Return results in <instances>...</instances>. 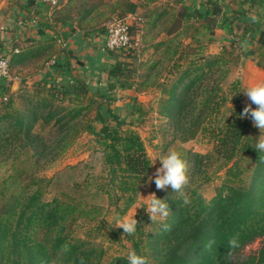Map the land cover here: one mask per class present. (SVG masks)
<instances>
[{
	"label": "trees",
	"instance_id": "1",
	"mask_svg": "<svg viewBox=\"0 0 264 264\" xmlns=\"http://www.w3.org/2000/svg\"><path fill=\"white\" fill-rule=\"evenodd\" d=\"M154 2L116 0L110 4L111 13L118 11L116 16L135 14L140 7L146 10L130 27L133 46L127 51L106 52L115 61L103 59L105 65L97 71L100 78H105L102 81L75 72L71 62L74 48L57 47L60 37L80 31L84 39L96 32L104 41V21L111 16L103 9L109 5L104 0H69L64 9L56 11L55 22H37L38 40L43 42L41 52L47 56V62L52 61L50 67L56 75L47 73L35 83L37 99L34 94H23L25 108L16 106L17 94L10 93L7 79L0 77V156L13 146L15 159L19 160L15 172L0 183V264H127L122 255L105 262L103 247L79 237L70 227L77 219L98 221L103 206L70 193H59L46 201L44 193L35 188L33 178L20 181L25 174L22 167L31 157L37 161L55 160L87 132L97 137L109 167V180L104 185L109 205L115 207L116 219L125 216L137 201L151 161L141 136L123 127L126 119L112 107V102L116 93L148 85L160 89L158 110L172 120L176 138L188 141L211 130L218 143L208 154L188 151L186 158L192 161L193 171L185 192L190 203L184 205L180 194L172 190L158 192L156 196L169 205L170 215L164 222L169 228L164 230L162 223L151 222L152 227L148 228L149 216L138 213L137 231L127 235L132 248L148 257L149 264H264V152L255 149L258 137L252 133L251 119L239 116L247 105L241 102L243 89L239 82L233 83L238 97L229 107V96L222 87L233 63L242 60L243 64L258 55L257 63L264 68V0L236 1V6L217 0H191L190 5L176 0L181 4L178 10H160L157 5L151 6ZM25 3L28 7L37 5L36 0ZM252 15L257 17L255 22ZM236 25L242 30L236 31ZM160 27L164 38L153 45L155 51L162 48L160 56L137 63L138 50L149 49L143 43ZM192 27L191 39L198 42L196 37L202 28L212 29L211 32L224 28L232 35L233 48L206 56L202 54V45L197 49H192L191 43L183 47L180 36ZM49 30L54 32L50 35ZM15 47L24 48L20 41L3 45L0 40V56ZM236 49L239 55L234 56ZM24 50L11 56L10 68L24 55ZM3 51L6 53L2 54ZM181 59L186 60L185 67ZM93 60L96 64L102 61ZM142 68L143 72H139ZM166 69L168 73L177 71L171 83L158 80L160 70ZM44 91L46 96L40 94ZM57 99L60 102L56 103ZM65 100L68 105H62ZM134 100L132 115L142 112ZM223 105L231 114L226 115L225 110L217 126L208 128L207 122L218 115ZM93 108L95 114L90 116ZM37 124L39 130L35 129ZM47 126L56 128L54 135L47 136ZM216 162L218 166L211 171ZM222 168L226 169L222 182L215 194L206 199L200 187L212 181ZM116 231L123 232L120 228ZM233 237L237 247H229ZM257 239L261 242L259 248L246 253V246ZM210 240L214 243L209 249L205 246Z\"/></svg>",
	"mask_w": 264,
	"mask_h": 264
},
{
	"label": "rangeland",
	"instance_id": "2",
	"mask_svg": "<svg viewBox=\"0 0 264 264\" xmlns=\"http://www.w3.org/2000/svg\"><path fill=\"white\" fill-rule=\"evenodd\" d=\"M104 1L109 2L108 6L103 7L104 11H106L108 14H111L110 18L104 21V25L106 26L107 23L112 19V17L118 14V11L111 13L109 9L110 4H113L116 0ZM217 1L227 2L234 6L236 1L243 0ZM68 2L69 0H57L56 3L49 4L44 0H37V3L42 5L44 12L47 11V18L45 19L53 20L51 22H55L54 17L58 15L56 11L59 9H64L63 7ZM183 2L187 5L191 4V0H183ZM155 5H157L160 10L165 7L168 10H171V7H174L175 10H178L181 7V4L177 3L176 0H155V2L151 4V6ZM245 5L246 7H249L248 4L245 3ZM145 10L146 9L144 7H140L137 13H135L136 19L137 17H140L141 13H143ZM34 18L37 22L40 20L37 19V16ZM18 24L22 25L21 22H18ZM15 26V23H12L10 20H4L3 17L0 16V40L3 45H10L11 32L9 33L7 31V28L10 27L12 30ZM193 28L194 27L188 29L187 32L183 33L180 36L183 47H186L189 43H191V48L193 47L192 49H197L199 45H202L204 46L202 54L206 56L218 54L224 48H227L228 50H231L233 48L232 35L228 33L224 28H214L213 32H211L212 29L207 31L202 28L201 33H198L196 37L200 42L191 39V35L192 33H194ZM235 30L239 32L242 30V27L236 25ZM48 32L51 35L54 31L49 30ZM81 32L83 31L68 34L67 38L60 37L59 43L61 45L59 44L57 48H74L75 53L74 56L71 57V62L75 69V72L83 74L84 76L87 75L90 79H99L100 81H102L105 78H100V74L97 71L100 69V66L103 65L104 67L105 64L103 62V59L108 57L106 54L107 51L104 50L103 47L104 41L98 36L96 32L87 35L85 39L83 38V34ZM138 32L141 33L142 31L139 29ZM162 38H164V31L161 27L152 31L145 40L147 42L143 43L144 46H149V49L145 52H141V48L138 50L139 60L137 61V63H139V61H145L148 58H158L160 56L162 48L158 51H155L153 45ZM22 45H26L25 41H23ZM20 50V47H15L10 48L6 51H9L8 55H10L11 58L12 52H19ZM4 53L6 52L3 51L2 54ZM237 55H239V49H236V51L234 52V56ZM46 57V55H43V57L26 63L25 65H18L10 68L9 78L6 79L11 87L10 93L15 92V94H17V96L15 97L17 107L25 108L26 100L23 94L29 96L34 94L36 96L34 97V99H37L38 92H36L35 89L38 88V86L35 85V83H37L39 79H41L42 77H46L47 73L56 75L54 68L50 67L52 61L47 62ZM93 58L102 59V61H99V64H96ZM257 59L258 55L256 56V59H247L243 64H241L242 60H240L238 64L233 63L230 66L231 69L228 72L225 80L222 82L223 90L229 96V101L226 104L227 107L231 106V104L233 103V99L238 97L236 96L237 90L233 88L234 82H239V86L244 91L248 85L259 80H264V68L258 65ZM114 61V59L108 57L109 63H112ZM181 61L182 63H184L182 67H185L186 60L181 59ZM41 64H45V68L42 69ZM37 69H42V73L38 76H33V72H36ZM143 70L144 68L140 69L139 72H143ZM172 73H168L167 69L160 70L158 80H166L168 83H171L172 79L176 77L177 71ZM23 77H26L25 83L22 81ZM20 94H22V96H20ZM40 94L46 96L48 93L44 91ZM5 97L7 96L5 95ZM115 97L116 99L112 102V107L119 112L121 117H124L126 119V124L123 126L124 128H130L139 133L142 140L144 141L146 152L150 158L151 164L153 162L151 158L154 155H163L166 154L169 150L175 149L180 152L182 158L187 161L189 184H191L190 178L193 171V163L190 158H186V154L188 153V151H190L191 153L196 152L202 154L213 152L218 143L216 137L214 136L215 132L211 130H204L200 132L197 137L188 141H181L176 138L173 133L174 129L172 126V120L162 115L158 110L160 89H158L155 85H148V87H144L139 90L132 89L128 92L122 91L120 92V94L116 93ZM134 99H136V101L138 102V107L140 106L142 108L143 113L138 112L134 115L130 114L131 109H133V103L135 101ZM58 102H60L59 99L56 100V103ZM241 102L244 104L250 103L244 93ZM66 104L68 105L67 100L62 102V105ZM226 105H223L218 115L210 120L212 122H207L208 128H215L217 126L218 121H221V118L224 116L225 110L226 115L231 114L230 111L226 109ZM1 108L2 104L0 103V112L2 111ZM94 114L95 108L92 109V112H90L89 115L93 116ZM35 129H40L39 124L36 125ZM45 130L47 136H51L54 135L56 128L47 126ZM252 133L259 137L260 130L254 127L252 129ZM15 151L16 150L13 149V146H11L6 150L4 155L0 156V183L4 179H8L15 172L14 167L18 165L17 163H19V160L15 159ZM218 164L219 163L216 162L210 168V170L214 171ZM159 166V161H157L154 166H151L148 177L151 176L155 172V169ZM22 168L23 171H25V174L23 177L24 180L22 182L20 181V183L28 182L33 178L37 183L35 188L44 193L43 199L46 201L51 200L55 195L59 193H70L73 196L83 198L90 203H96L104 207L103 214L98 218V221L77 219L75 222L70 223V227L74 229L79 237L89 239L94 245H101L105 250V262L116 256H127L128 251L133 249L132 242L128 238L127 234L116 231V229L119 228L115 227V207L109 205L107 194L104 192V185L109 180V167L104 162L102 146L98 142L95 135L83 132L76 139L75 143L67 150V152L59 158L55 160L37 161L36 157H31V159ZM225 170V168L219 170L216 173V176L213 177L212 181L205 183L200 187L206 199H210L215 194V188L222 182ZM148 177L145 183L140 188L137 201L125 215L135 216L136 218L138 213L140 212L147 214L146 210L143 207L138 208L142 202L143 197H147L150 193L153 192L157 194L158 192H169L171 190L169 188L166 191H158L154 183H148ZM101 219H103V222H101ZM150 222L151 220L148 223V228L152 227ZM39 237H41V234H39ZM260 244V239H257L253 243L246 246L245 252L249 253L257 250Z\"/></svg>",
	"mask_w": 264,
	"mask_h": 264
},
{
	"label": "clouds",
	"instance_id": "3",
	"mask_svg": "<svg viewBox=\"0 0 264 264\" xmlns=\"http://www.w3.org/2000/svg\"><path fill=\"white\" fill-rule=\"evenodd\" d=\"M251 19L255 22L257 17L252 15ZM243 93L250 103L243 108L239 116L242 119L250 118L253 126L260 130L255 149L261 153L264 152V80L248 85ZM253 105L256 107L253 108ZM151 159L153 161L151 166H154L157 161L160 162V166L148 177V183H154L158 191H166L170 188L172 192L180 194L184 205H188L190 198L185 192L189 184L188 164L182 158L181 153L171 149L166 154L154 155ZM261 159H264V157H261ZM140 207L146 210L151 223H162L164 230H168L169 225L164 222L170 215V209L165 199L158 198L153 192L147 197H143L138 208ZM115 227L122 229L124 234L131 236L137 231L138 221L135 216L117 217ZM213 243L214 241L210 240L205 247L210 249ZM228 244L229 247H237V239L235 237L231 238ZM65 249H67L66 245ZM126 259L127 264H149L148 257L138 254L135 249L128 251Z\"/></svg>",
	"mask_w": 264,
	"mask_h": 264
},
{
	"label": "crops",
	"instance_id": "4",
	"mask_svg": "<svg viewBox=\"0 0 264 264\" xmlns=\"http://www.w3.org/2000/svg\"><path fill=\"white\" fill-rule=\"evenodd\" d=\"M26 1V0H25ZM24 0H0V16L3 17L4 20L11 21L15 23V27L11 30V28H7V31L11 34L12 41H20L23 43L25 38H30V41H25L26 45H23L24 55L20 57L19 61L12 64V67L18 65H25L26 63L32 62L40 57H43L45 53H42L43 42L38 40L39 33L37 28V21L34 17L37 16V19L45 20L47 18V11L44 12L42 5L37 3L35 6L28 7ZM37 1V0H36ZM18 22H21L22 25H19ZM1 29V27H0ZM3 31V30H2ZM13 39V40H12ZM35 39V40H34ZM71 45V41H70ZM21 49V48H20ZM20 50V51H23ZM26 51V52H25ZM17 52H12L11 56ZM45 64H41L42 69L45 68ZM11 67V68H12ZM42 69H37L36 72H33L34 75H40L42 73ZM45 75V73H44ZM26 80V77H23Z\"/></svg>",
	"mask_w": 264,
	"mask_h": 264
},
{
	"label": "built area",
	"instance_id": "5",
	"mask_svg": "<svg viewBox=\"0 0 264 264\" xmlns=\"http://www.w3.org/2000/svg\"><path fill=\"white\" fill-rule=\"evenodd\" d=\"M44 1L49 4L57 2V0ZM135 19V14L113 17L106 25L104 50L122 52L130 49L133 46V36L130 27ZM9 75L10 55L5 54L0 56V77L9 78Z\"/></svg>",
	"mask_w": 264,
	"mask_h": 264
}]
</instances>
